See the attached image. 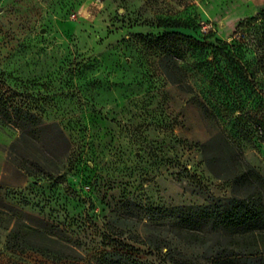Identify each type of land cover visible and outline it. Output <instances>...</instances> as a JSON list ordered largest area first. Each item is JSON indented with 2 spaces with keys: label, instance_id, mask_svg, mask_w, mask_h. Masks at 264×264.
<instances>
[{
  "label": "rangeland",
  "instance_id": "obj_1",
  "mask_svg": "<svg viewBox=\"0 0 264 264\" xmlns=\"http://www.w3.org/2000/svg\"><path fill=\"white\" fill-rule=\"evenodd\" d=\"M262 27L264 0H0V264H169L130 239L152 219L124 204L225 202L231 183L202 154L220 132L264 175ZM15 109L57 124L69 149L56 133L13 148ZM41 150L52 180L9 159L38 171Z\"/></svg>",
  "mask_w": 264,
  "mask_h": 264
},
{
  "label": "trees",
  "instance_id": "obj_2",
  "mask_svg": "<svg viewBox=\"0 0 264 264\" xmlns=\"http://www.w3.org/2000/svg\"><path fill=\"white\" fill-rule=\"evenodd\" d=\"M182 28L181 22L161 20L159 26ZM241 28V24L238 26ZM264 39V27H262ZM21 129V135L13 148L23 144L26 148L38 147L47 133H56L69 149V142L57 124L43 125L32 112L15 109L10 116ZM41 160L48 166H41L38 171L28 166V161L9 159L28 176H41L54 179L55 170H51L47 150H41ZM204 162L210 173L219 180L231 183V196L225 202L202 206H174L168 208H144L127 201L129 211H142L152 221L144 223L145 234L134 233L131 240L146 249L163 255L169 264H264V175L246 158L242 150L224 133L220 132L202 144ZM57 167V166H56ZM58 170V169H57ZM30 235L40 243L36 246L47 252H55L64 258L72 257L65 246L57 249V239L40 229H31ZM173 240L203 249L200 256L186 257L174 247ZM35 247V246H34ZM126 264H144L125 256ZM123 256L116 262L122 264ZM102 259L101 264H104Z\"/></svg>",
  "mask_w": 264,
  "mask_h": 264
},
{
  "label": "built area",
  "instance_id": "obj_3",
  "mask_svg": "<svg viewBox=\"0 0 264 264\" xmlns=\"http://www.w3.org/2000/svg\"><path fill=\"white\" fill-rule=\"evenodd\" d=\"M73 16H75V15H73Z\"/></svg>",
  "mask_w": 264,
  "mask_h": 264
}]
</instances>
